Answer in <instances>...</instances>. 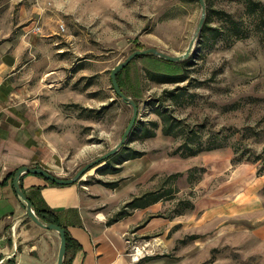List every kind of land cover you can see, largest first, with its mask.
<instances>
[{
	"label": "rangeland",
	"instance_id": "1",
	"mask_svg": "<svg viewBox=\"0 0 264 264\" xmlns=\"http://www.w3.org/2000/svg\"><path fill=\"white\" fill-rule=\"evenodd\" d=\"M5 1L9 12L31 15L42 25L46 64L31 71L42 73L49 102L63 109L74 138L79 133V146L68 152L70 176L114 147L130 121L132 107L115 92L111 69L135 49L182 54L195 37L184 63L168 68L140 56L123 71L139 105L125 144L108 159L110 167L120 168L104 174L101 163L78 182L101 190L110 188L105 182L118 183L98 196L103 201L96 209L111 219L136 195L172 187L146 210L143 221L150 218V224L141 220L127 234L136 259L264 264V28L246 3L205 0V20L195 35L202 13L198 0ZM223 13L232 14L234 26ZM205 24L210 28L203 32ZM153 71L182 74L185 80L159 83L150 78ZM172 87H183L181 103L163 104L181 122L184 130L177 135L162 132L151 105ZM151 120L158 121L157 128ZM146 127L155 135L146 137ZM185 142L211 148L186 156L177 150ZM134 151L140 154L131 157ZM174 173L180 174L168 180Z\"/></svg>",
	"mask_w": 264,
	"mask_h": 264
},
{
	"label": "crops",
	"instance_id": "2",
	"mask_svg": "<svg viewBox=\"0 0 264 264\" xmlns=\"http://www.w3.org/2000/svg\"><path fill=\"white\" fill-rule=\"evenodd\" d=\"M5 3L0 0V264H58V232L25 215L13 180L22 166L71 177L73 159H68V152L79 146V133L74 138L73 127L64 123L63 109L49 102L42 73L31 71L46 64L42 25L34 30L38 22L31 15H15L9 12L12 7H2ZM20 183L33 207L52 212L80 244L69 264H161L153 256L133 257L129 252L132 237L127 235L154 203L109 223L111 218L96 209L103 201L98 196L118 183L102 190L78 181L52 184L30 172L21 174ZM149 219L142 224L148 226Z\"/></svg>",
	"mask_w": 264,
	"mask_h": 264
},
{
	"label": "trees",
	"instance_id": "3",
	"mask_svg": "<svg viewBox=\"0 0 264 264\" xmlns=\"http://www.w3.org/2000/svg\"><path fill=\"white\" fill-rule=\"evenodd\" d=\"M246 5L247 8L249 9V11L251 13H253L255 16V18L258 21V25L260 28H264V4L261 0H243ZM223 15L225 16L226 21H229L230 24H232L234 26V21L232 19V14L230 13H223ZM208 28H210L208 25H204L203 27V32H205L206 30H208ZM213 30L216 31V34L220 33V30L217 29L216 27H212ZM236 32L240 33L242 32V29L240 27H236ZM146 57H152L155 59L160 60L162 63H164L165 65L168 66V68L175 66L178 63H184L187 61V59L181 60V61H169L163 58H160L156 55L153 54H146L143 55ZM138 58V57H137ZM136 59V58H135ZM131 60L130 63H128L122 70H120L117 73V79H118V83L121 87V89L130 97H132L137 105H139V98L138 96H136V94H134L131 90H130V81L126 82V76L123 75V71L127 70L130 65L132 64V62L135 60ZM150 74V78H152L153 80L159 82V83H178L180 81L185 80V76L182 74H175V73H171V72H163V71H153ZM183 87H172V88H164L162 93L160 94V96L158 97V99H156V102L153 101L151 103L152 107L154 108V112L160 116V118L162 119L163 125H162V132L164 134H174L177 135L179 133H182L184 129H182L181 127V122L177 121L167 110V105L166 107L163 106L164 102L167 100H171V101H175L177 103H181L179 102V98L181 97L182 93H178L179 90H182ZM150 123L154 126V127H158V121L157 120H151ZM145 133L144 135L146 137L148 136H153L155 135V130L154 129H149L148 127H146L145 129ZM191 136V135H190ZM191 138L188 136L187 134V140ZM211 148L210 146H202V145H190L188 142L186 143H182L180 146H178L179 152H181L183 155H195L199 152H201L203 149H209ZM181 150V151H180ZM138 154H140V152L138 151H134L132 153V155H130L131 157H136L138 156ZM111 157V156H110ZM109 157V158H110ZM108 158V159H109ZM108 159H106L105 164L102 165L101 167H99V171L101 173H115L117 172L120 167H110V163L108 161ZM99 165V164H98ZM180 173H174V174H170L168 175V180L177 178L178 175ZM50 183L52 184H57L49 179H47ZM105 182V181H104ZM105 184L109 185V186H114L116 184V181L113 182H105ZM21 185V183H20ZM22 187V186H21ZM173 192L172 187H168V189H163V191H160V189L157 190H150L147 191L145 193H143L142 195L139 196H135L133 197L131 200L127 201L125 206L119 211L118 216L116 218L110 219L108 222L111 223L115 220H118L119 218H121L122 216L128 215L130 214V211H126L127 208L129 209H135V208H139V207H146L150 204H153L155 202H158L159 200H161L164 196L166 195H170ZM37 215L39 216V218L45 222H53V223H58L55 215L52 212L49 211H40L38 209H35ZM60 225V224H59ZM65 232H66V242H67V248H66V254H65V259H64V264H69L71 258L73 257V255L75 254L76 250H78L80 248V244L71 236V234L68 232V230L65 228ZM193 237H195V235H193Z\"/></svg>",
	"mask_w": 264,
	"mask_h": 264
},
{
	"label": "water",
	"instance_id": "4",
	"mask_svg": "<svg viewBox=\"0 0 264 264\" xmlns=\"http://www.w3.org/2000/svg\"><path fill=\"white\" fill-rule=\"evenodd\" d=\"M202 6V13L200 16V19L198 21V25H197V29L195 32V35H197V33L199 32V30L201 29V27L203 26L204 20H205V16H206V1L205 0H198ZM195 38V37H194ZM194 38L191 39L186 51L182 54L179 55H173V54H169L165 51H162L160 49H158L157 47H148V48H141V49H135L133 50L131 53H129L123 60H121L119 63H117L112 69H111V73H110V78H111V83L112 86L115 90V92L117 93L118 96H120V98L128 103L129 105H131L132 107V115L130 118V121L127 125V127L125 128L121 139L118 141V143L112 147L111 149H109L107 152H105L104 154L100 155L99 157L93 159L92 161L86 163L85 165H83L80 169H78L71 177H59L55 174H53L52 172H50L49 170L43 168V167H29V166H22L20 168H18L15 172L14 175V180H13V184L15 187V191L17 192L18 196L20 197V199L23 201V204L26 207V212L25 215L29 218H31L35 223H37L40 226H43L45 228L48 229H52L58 232L59 236H60V247H59V255H58V264H64V259H65V254H66V248H67V242H66V232H65V227L57 224V223H53V222H45L43 220H41L39 218V216L36 213L35 208L33 207L32 202L29 200V198L27 197L26 193L23 191L21 185H20V176L22 173L24 172H30V173H36V174H41L42 176H44L45 178L57 183V184H72L77 182L78 180H80L82 178V176L91 168L95 167L98 164L104 165L105 164V160L108 159L110 156H112L113 154L116 153L117 150H119L120 147H122L132 128L135 125L136 119L138 117V105L136 103V101L130 97L129 95H127L120 87L119 83H118V79H117V73L122 70L128 63H130L131 60L146 55V54H153L156 55L160 58L169 60V61H181L186 59L191 51H192V47H193V43H194ZM101 165V166H102ZM98 168V167H97Z\"/></svg>",
	"mask_w": 264,
	"mask_h": 264
},
{
	"label": "built area",
	"instance_id": "5",
	"mask_svg": "<svg viewBox=\"0 0 264 264\" xmlns=\"http://www.w3.org/2000/svg\"><path fill=\"white\" fill-rule=\"evenodd\" d=\"M61 27L64 28V25H61ZM33 28H34V30H39L40 29L39 23L35 24ZM133 257H135V256H133Z\"/></svg>",
	"mask_w": 264,
	"mask_h": 264
}]
</instances>
